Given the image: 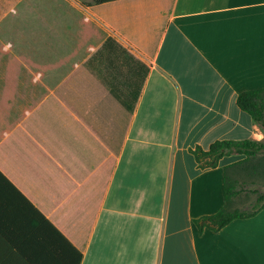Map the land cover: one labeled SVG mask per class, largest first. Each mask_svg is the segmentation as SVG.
<instances>
[{
	"label": "crops",
	"instance_id": "obj_1",
	"mask_svg": "<svg viewBox=\"0 0 264 264\" xmlns=\"http://www.w3.org/2000/svg\"><path fill=\"white\" fill-rule=\"evenodd\" d=\"M91 1L0 0V168L80 264H264V208L200 233L238 155L192 151L264 140V0Z\"/></svg>",
	"mask_w": 264,
	"mask_h": 264
},
{
	"label": "trees",
	"instance_id": "obj_2",
	"mask_svg": "<svg viewBox=\"0 0 264 264\" xmlns=\"http://www.w3.org/2000/svg\"><path fill=\"white\" fill-rule=\"evenodd\" d=\"M108 1L112 0H93L90 4ZM101 34L99 38L106 35ZM10 55V65L16 68V58ZM19 59L27 67L31 66L30 58L26 55ZM237 104L264 128V88L240 92ZM192 151L201 168L218 166L226 155H243V158L224 166L222 207L214 214L194 220L200 233L206 228L219 231L233 220L253 217L264 208V194L258 193L257 190L254 191L257 198L251 209L234 206L240 194L239 175L264 176L263 140L249 138L216 140L208 149L197 146ZM92 216L89 208L88 233L93 224ZM81 239L80 247L67 237L0 168V264H80L85 244L83 234Z\"/></svg>",
	"mask_w": 264,
	"mask_h": 264
},
{
	"label": "rangeland",
	"instance_id": "obj_3",
	"mask_svg": "<svg viewBox=\"0 0 264 264\" xmlns=\"http://www.w3.org/2000/svg\"><path fill=\"white\" fill-rule=\"evenodd\" d=\"M236 157L237 159L235 161L243 158V155ZM239 179L238 189H240V194L236 198L234 206L251 209L257 198V193L254 191L257 190L258 193L264 194V176L255 175L253 177H247L239 175Z\"/></svg>",
	"mask_w": 264,
	"mask_h": 264
}]
</instances>
